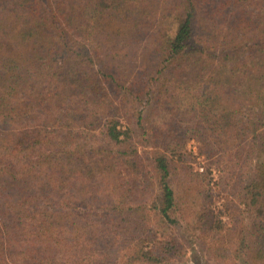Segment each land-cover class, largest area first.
<instances>
[{
    "label": "trees",
    "instance_id": "16d2710c",
    "mask_svg": "<svg viewBox=\"0 0 264 264\" xmlns=\"http://www.w3.org/2000/svg\"><path fill=\"white\" fill-rule=\"evenodd\" d=\"M190 138L245 210L186 225L264 264V0H0V264L184 255L148 224L178 221L177 168L205 179Z\"/></svg>",
    "mask_w": 264,
    "mask_h": 264
},
{
    "label": "rangeland",
    "instance_id": "374dc122",
    "mask_svg": "<svg viewBox=\"0 0 264 264\" xmlns=\"http://www.w3.org/2000/svg\"><path fill=\"white\" fill-rule=\"evenodd\" d=\"M141 153L146 155L145 150L149 147L140 146ZM186 164L193 171L204 174L205 179L201 180V176H196L194 181L190 182L192 176L188 175L181 168L173 172L174 186L180 194L179 207L175 212H172L171 218L177 219V222H170L159 218L161 215H156L150 212L149 227L152 228L151 244L156 249H162L167 246L170 239L175 236L186 249L184 255H176L168 264H247L242 257L230 258L226 261L221 256H216L211 249L212 236L208 234L207 238L201 239L193 235L191 228L186 225V221H192L199 212H210L214 219L221 220L227 226L233 225L235 215H240L244 211V206L238 212H234L231 202H235L237 190H234L235 182L232 173L226 171L225 164L218 162L216 157H208L199 152V142L194 138L188 139L186 143ZM153 215V216H152ZM244 217V214H242ZM247 219H245L246 221ZM223 233V232H222ZM216 236V233H214ZM155 240V242H154Z\"/></svg>",
    "mask_w": 264,
    "mask_h": 264
}]
</instances>
